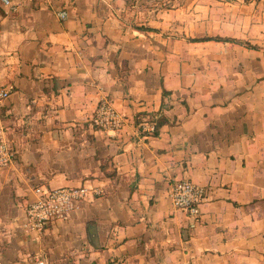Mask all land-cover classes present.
Here are the masks:
<instances>
[{"label":"crops","instance_id":"crops-1","mask_svg":"<svg viewBox=\"0 0 264 264\" xmlns=\"http://www.w3.org/2000/svg\"><path fill=\"white\" fill-rule=\"evenodd\" d=\"M14 2L0 7L14 151L0 264H264V0ZM102 98L122 129L94 124ZM183 179L208 192L197 220L169 197ZM41 186L90 193L27 230Z\"/></svg>","mask_w":264,"mask_h":264},{"label":"built area","instance_id":"built-area-1","mask_svg":"<svg viewBox=\"0 0 264 264\" xmlns=\"http://www.w3.org/2000/svg\"><path fill=\"white\" fill-rule=\"evenodd\" d=\"M32 1V0H29ZM1 8L16 11L18 4L14 0H0ZM68 12L61 11L60 16L66 18ZM8 91H1L0 97H7ZM94 124L101 128L119 130L124 125V115L108 98H102L94 112ZM147 130L154 131L150 126ZM14 159L11 142L4 137L0 138V168L8 167ZM36 197L26 208L24 227L27 230L42 231L50 223L60 218H66L81 202L89 196V189L82 187H61L48 189L43 186L35 188ZM101 194L100 190L96 191ZM205 187L192 180L183 179L174 183L169 190V197L173 206L196 220L202 212V205L207 199ZM40 264H44L40 262Z\"/></svg>","mask_w":264,"mask_h":264},{"label":"trees","instance_id":"trees-1","mask_svg":"<svg viewBox=\"0 0 264 264\" xmlns=\"http://www.w3.org/2000/svg\"><path fill=\"white\" fill-rule=\"evenodd\" d=\"M220 39V38H218ZM156 122V125H155V130H154V135H159V129L161 126L165 125V124H168L169 121L165 118V117H162V118H159Z\"/></svg>","mask_w":264,"mask_h":264}]
</instances>
